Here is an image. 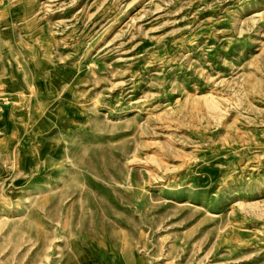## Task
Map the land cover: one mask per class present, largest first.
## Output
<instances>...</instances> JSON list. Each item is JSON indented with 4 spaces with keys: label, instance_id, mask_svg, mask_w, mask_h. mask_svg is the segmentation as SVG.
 <instances>
[{
    "label": "rangeland",
    "instance_id": "obj_1",
    "mask_svg": "<svg viewBox=\"0 0 264 264\" xmlns=\"http://www.w3.org/2000/svg\"><path fill=\"white\" fill-rule=\"evenodd\" d=\"M0 264H264V0H0Z\"/></svg>",
    "mask_w": 264,
    "mask_h": 264
},
{
    "label": "bare ground",
    "instance_id": "obj_2",
    "mask_svg": "<svg viewBox=\"0 0 264 264\" xmlns=\"http://www.w3.org/2000/svg\"><path fill=\"white\" fill-rule=\"evenodd\" d=\"M5 82H6V81H5ZM11 82H12V81H11ZM14 82H15V81H14ZM12 83H13V82H12ZM4 84H5V83H4ZM13 84H14V83H13ZM11 86H12V85H11ZM13 87H14V86H13ZM13 87H12V88H13ZM20 87H21V86H20ZM28 87H29V86H28ZM13 90H14V89H13ZM2 91H3V90H2ZM15 91H16V90H15ZM12 92H13V91H12ZM25 92H27V91H25ZM3 93H4V92H3ZM27 93H28V92H27ZM29 96H30V95H29ZM8 100H10V99H8ZM7 103H8V102H7ZM44 103H45V102H44ZM17 106H18V104H17ZM35 108H36V107H35ZM6 110H7V109H6ZM3 114H4V113H3ZM45 117H46V116H45ZM29 122H30V121H29ZM4 123H5V122H4ZM10 124H11V123H10ZM41 124H43V122H42ZM22 126H23V125H22ZM39 126H40V125H39ZM42 126H43V125H42ZM42 126H41V127H42ZM41 127H40V128H41ZM9 130H10V129H9ZM14 130H15V129H14ZM15 132H16V131H15ZM35 135H36V134H35ZM18 136H19V135H18ZM32 137H33V136H32ZM13 138H14V137H13ZM26 138H27V137H26ZM30 139H31V138H30ZM30 139H29V140H30ZM33 142H34V141H33ZM7 144H8V143H7ZM17 144H18V143H17ZM4 146H6V145H4ZM15 147H16V146H15ZM20 147H21V146H20ZM34 149H35V148H34ZM11 150H12V149H11ZM34 151H36V150H34ZM10 152H11V151H10ZM44 152H45V151H44ZM14 153H15V152H14ZM14 153H13V154H14ZM16 155H17V154H16ZM20 156H21V155H20ZM23 156H24V155H23ZM33 157H34V156H33ZM23 158H24V157H23ZM31 158H32V157H31ZM20 161H21V160H20ZM23 161H24V160H23ZM23 165H24V164H23Z\"/></svg>",
    "mask_w": 264,
    "mask_h": 264
}]
</instances>
